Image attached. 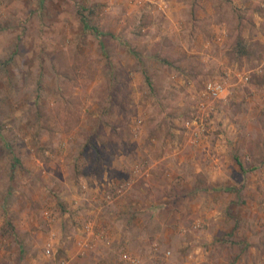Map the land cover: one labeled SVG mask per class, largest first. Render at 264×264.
<instances>
[{
  "label": "rangeland",
  "instance_id": "1",
  "mask_svg": "<svg viewBox=\"0 0 264 264\" xmlns=\"http://www.w3.org/2000/svg\"><path fill=\"white\" fill-rule=\"evenodd\" d=\"M127 251L264 264V0H0V264Z\"/></svg>",
  "mask_w": 264,
  "mask_h": 264
},
{
  "label": "built area",
  "instance_id": "2",
  "mask_svg": "<svg viewBox=\"0 0 264 264\" xmlns=\"http://www.w3.org/2000/svg\"><path fill=\"white\" fill-rule=\"evenodd\" d=\"M235 77L238 79V83H243V84H249L251 82L252 79V74L248 75V73L244 72V73H236ZM229 78H231V72H227V79L226 80H219V81H209L206 83L205 87H204V96L208 97L214 101L217 100H222L224 98H227L230 94V88L231 85L229 83ZM203 107V106H201ZM200 110H202V108H200ZM187 127L188 128H195L194 132H193V136L196 135L199 136V134L201 132L205 131V123H204V119L200 118V116L196 117L194 120L188 121L187 122ZM124 186H122L121 188H119L117 190L118 193L123 192ZM46 253L51 256L52 255V251L51 249H48L46 251Z\"/></svg>",
  "mask_w": 264,
  "mask_h": 264
},
{
  "label": "crops",
  "instance_id": "3",
  "mask_svg": "<svg viewBox=\"0 0 264 264\" xmlns=\"http://www.w3.org/2000/svg\"><path fill=\"white\" fill-rule=\"evenodd\" d=\"M225 31V30H224ZM248 73V75H250V74H252V73H254V72H252V71H245V73ZM241 73H244V72H241ZM144 157H146V156H144ZM135 168H133V170H132V172H133V174L134 175H136V174H138V173H142V175H147V171L146 172H141V170L140 169H137V170H134ZM135 179L134 178H131L130 180H128V182H127V185H126V187H125V190H123V193H128L130 190H132L133 188H134V185H135ZM117 194H119L118 192H117ZM132 204V203H131ZM129 205V204H128ZM132 205H134V204H132ZM50 239H52V237L50 238ZM134 255L136 256V257H138V255H136V254H131V252L130 251H127V253L124 255L123 254V256H122V253L120 254V256H122L126 261H127V263L128 264H139V262H138V259H137V261H136V259H135V257H134ZM140 257V256H139Z\"/></svg>",
  "mask_w": 264,
  "mask_h": 264
},
{
  "label": "trees",
  "instance_id": "4",
  "mask_svg": "<svg viewBox=\"0 0 264 264\" xmlns=\"http://www.w3.org/2000/svg\"><path fill=\"white\" fill-rule=\"evenodd\" d=\"M83 22H84V25H85L86 29H89V26H88V24H87L85 19L83 20ZM95 32H96L97 36H100V34L97 31H95Z\"/></svg>",
  "mask_w": 264,
  "mask_h": 264
}]
</instances>
